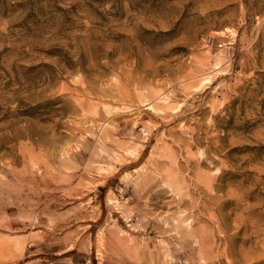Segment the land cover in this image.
I'll use <instances>...</instances> for the list:
<instances>
[{
  "label": "rangeland",
  "instance_id": "1",
  "mask_svg": "<svg viewBox=\"0 0 264 264\" xmlns=\"http://www.w3.org/2000/svg\"><path fill=\"white\" fill-rule=\"evenodd\" d=\"M134 246L264 264V0H0V264Z\"/></svg>",
  "mask_w": 264,
  "mask_h": 264
},
{
  "label": "bare ground",
  "instance_id": "2",
  "mask_svg": "<svg viewBox=\"0 0 264 264\" xmlns=\"http://www.w3.org/2000/svg\"><path fill=\"white\" fill-rule=\"evenodd\" d=\"M181 183H183V182L174 181V184H173L175 186L174 188H176V189L184 188V184L181 185ZM189 232L191 234H193V230H189ZM190 233H187L186 235H188ZM104 239H105L104 233H101V235H100V243H101V245L105 244V240ZM124 246H126V245H124ZM140 248H141V250H144V249H142V246L141 247L134 246L132 248L133 251L136 253L137 258H138V260L136 259L137 260L136 264H158V263H160V260H162V257L160 255L155 254L154 252H152L146 260H144L145 257H143V253H145V251H143V252L141 251L140 252ZM172 250H174L173 247H172ZM163 260H164V263L170 264L171 262H173L174 256H172L169 260H165V259H163ZM213 264H216V261H214Z\"/></svg>",
  "mask_w": 264,
  "mask_h": 264
}]
</instances>
